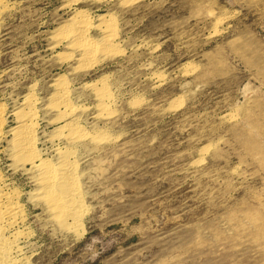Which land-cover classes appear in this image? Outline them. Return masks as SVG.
<instances>
[{
    "label": "rangeland",
    "instance_id": "374dc122",
    "mask_svg": "<svg viewBox=\"0 0 264 264\" xmlns=\"http://www.w3.org/2000/svg\"><path fill=\"white\" fill-rule=\"evenodd\" d=\"M128 2L0 1V189L23 208L7 233L23 232L17 257L264 264V0ZM79 11L87 56L67 31ZM29 107L39 159L14 149ZM67 149L85 204L75 227L51 211L37 167Z\"/></svg>",
    "mask_w": 264,
    "mask_h": 264
},
{
    "label": "bare ground",
    "instance_id": "6f19581e",
    "mask_svg": "<svg viewBox=\"0 0 264 264\" xmlns=\"http://www.w3.org/2000/svg\"><path fill=\"white\" fill-rule=\"evenodd\" d=\"M2 1V0H0ZM74 1V0H73ZM4 2V1H3ZM123 2V1H122ZM126 2V1H124ZM132 2V1H131ZM134 2V1H133ZM130 4V0L128 2ZM70 4V2H69ZM67 5V4H66ZM81 11V10H80ZM79 11V13H80ZM78 13V19L76 20L75 24L71 27L69 25V30L68 31V35L71 38V40H73L74 42H76V44H78V46L82 49V53L85 54H89V50L91 47V45L94 44L95 46V42L93 43L92 40L90 39V37L87 34V31H89L87 29L89 23H88V16L84 13L81 12L80 14ZM106 15V14H105ZM105 17V16H104ZM101 18V17H100ZM106 18V17H105ZM104 18V19H105ZM115 19V18H114ZM91 21V20H90ZM89 21V22H90ZM106 21V20H105ZM69 23V22H68ZM103 23V22H102ZM111 24H108V28L109 25L113 26L114 24L112 22H110ZM104 24V23H103ZM107 24V23H106ZM99 25V24H98ZM98 27H101L100 25ZM114 27V26H113ZM112 27V28H113ZM108 28H107V32H108ZM63 29V28H61ZM103 30V29H102ZM106 30V29H105ZM115 32V28L112 29ZM113 32V31H111ZM111 32H109L108 34H110ZM113 32V33H114ZM57 34H59L57 32ZM56 34V36H57ZM115 34V33H114ZM62 35L59 34L58 37ZM67 35V34H66ZM113 35V34H112ZM111 34L109 36H112ZM117 35V34H115ZM64 36V35H63ZM108 36V35H107ZM106 36V37H107ZM108 36V40L110 39L112 42V38ZM62 37V36H61ZM115 39V38H114ZM62 40V39H61ZM107 40V38H105V41ZM107 40V41H108ZM109 40V41H110ZM110 42V43H111ZM59 43V42H58ZM102 43V42H101ZM109 43V42H108ZM109 43V44H110ZM97 44V43H96ZM99 44V43H98ZM109 44L106 43H102L100 45H96L97 46H103V45H107L109 46ZM73 45V44H72ZM111 45V44H110ZM120 45V44H119ZM75 47V45H74ZM119 47V46H118ZM95 48V47H94ZM103 49V47H100ZM109 48V47H108ZM116 48V47H115ZM112 49V48H111ZM110 49V50H111ZM93 50V49H92ZM96 50V48H95ZM100 50V49H99ZM102 52V50H100ZM114 51V50H113ZM119 51V50H118ZM91 53V52H90ZM111 53V52H110ZM93 54V52H92ZM107 54V53H106ZM114 54V53H113ZM116 55V54H115ZM72 57V55H70ZM87 56V55H85ZM112 56V54H111ZM80 58V56H79ZM84 58V57H83ZM113 58V57H111ZM86 59V58H85ZM89 59V58H88ZM108 59V58H107ZM94 60V59H93ZM90 61V60H89ZM81 64V63H80ZM96 64V63H95ZM79 66V65H78ZM89 67V66H88ZM159 75V74H158ZM63 78V77H61ZM65 79V78H64ZM58 81V80H57ZM60 81V80H59ZM63 81V80H62ZM57 83V82H56ZM104 83V82H103ZM65 84V83H64ZM61 84V85H64ZM69 84V83H67ZM60 85V84H58ZM60 85V87H61ZM107 85V83H106ZM59 87V89H60ZM67 87V85H66ZM65 87V88H66ZM96 87V86H95ZM62 88V87H61ZM65 88L61 89L60 93H57L55 99H56V103H58V105H64L66 108L68 107V104L70 103L69 100H67V98H69L66 93ZM99 88V87H97ZM104 86H102L103 90ZM99 90V89H98ZM105 91V88H104ZM107 91V90H106ZM58 92V91H57ZM97 93V92H96ZM101 93V92H100ZM103 93V92H102ZM108 93V92H107ZM31 94V93H30ZM68 94V93H67ZM98 94V93H97ZM33 95V94H32ZM69 95V94H68ZM105 95V93H104ZM29 97V96H28ZM53 97V98H54ZM105 98V97H104ZM30 99V98H28ZM32 100V99H31ZM28 104H30L29 100ZM134 101V100H133ZM69 102V103H68ZM54 102H52L53 104ZM68 103V104H67ZM27 104V103H26ZM73 104V103H72ZM32 105V102H31ZM30 105V106H31ZM34 105V104H33ZM54 105V104H53ZM70 105V104H69ZM102 105V102H101ZM25 107V106H24ZM57 107V106H56ZM77 107V105H76ZM81 107V106H80ZM60 108V107H59ZM70 109H72V107H69ZM79 109V108H78ZM19 110V109H18ZM17 110V111H18ZM22 110V109H21ZM36 110V109H35ZM67 110V109H66ZM61 111V110H60ZM105 111V108H104ZM62 112V111H61ZM64 112V111H63ZM68 112V111H67ZM3 113V112H2ZM65 113V112H64ZM108 113V112H107ZM115 113V111H114ZM16 114V113H15ZM61 114V113H60ZM63 114V113H62ZM66 114V113H65ZM64 114V115H65ZM99 116V115H98ZM110 116V115H109ZM58 117V116H57ZM20 124L18 126V128L15 130L14 132V149L17 153L19 154H28V156H35L36 155V145H35V123H34V118H35V111L29 107V109L26 110L22 113H20ZM59 118H61L59 116ZM58 118V119H59ZM2 119V118H1ZM0 119V120H1ZM73 120V119H72ZM2 121V120H1ZM0 121V122H1ZM60 121V120H59ZM75 121V120H74ZM2 123V122H1ZM78 124V123H77ZM75 123H70L68 122V124H65V126H69L71 128V130H78L79 125H77ZM63 127V126H62ZM68 127V129H69ZM66 129V128H65ZM61 131V130H60ZM63 131V130H62ZM80 131V130H79ZM78 131V132H79ZM77 132V131H76ZM77 132V133H78ZM72 133V132H71ZM71 133L69 135H71ZM74 133V132H73ZM76 133V134H77ZM85 133V132H84ZM90 133V132H89ZM104 133V132H103ZM102 133V134H103ZM59 134V133H58ZM81 134V133H80ZM78 134V135H80ZM101 134V133H100ZM66 136V135H65ZM72 136V135H71ZM87 135H84V138ZM89 136V135H88ZM98 136V134L96 135ZM77 137V136H76ZM105 137V136H104ZM58 138V137H57ZM95 138V136H94ZM99 138V137H98ZM81 139V136L80 138ZM73 140V139H72ZM105 141V140H104ZM12 142V141H11ZM66 145V143H65ZM73 145V143H72ZM60 148V147H59ZM62 150V149H61ZM61 152V151H60ZM63 152V151H62ZM61 152V153H62ZM38 154V152H37ZM71 150H64V152L61 154L60 156V160L57 164L52 165L49 164L47 162V160H41V163H39L37 165V167L39 168L40 171V179H41V184L42 185V191L43 193L47 196V198L49 199V207L51 209V211L55 214V216L60 218V221L64 220L66 222H68V220L71 221V225L73 224V227H75V225L80 226V219H82L79 215V209L81 207H83L84 204V200H83V196L81 194L80 191V186L79 185V180H78V173H77V169H76V164H74V162L71 160V157H73L74 155H72ZM33 156V157H34ZM32 157V158H33ZM37 157V155H36ZM17 158V157H16ZM38 158V157H37ZM36 158V159H37ZM19 159V158H18ZM23 159V158H22ZM29 160V157L26 158ZM26 159L24 161H26ZM39 159V158H38ZM75 159V158H74ZM33 160V159H32ZM20 161V160H19ZM23 161V160H22ZM21 161V162H22ZM77 161V160H76ZM34 162V161H33ZM18 163V162H17ZM76 163V162H75ZM78 168V167H77ZM2 178V177H1ZM80 178V177H79ZM3 179V178H2ZM40 191V190H39ZM41 194V193H40ZM39 199H41V195L40 197H38ZM37 198V199H38ZM42 199H43V195H42ZM85 205V204H84ZM48 207V205H47ZM87 208V206H86ZM82 209V208H81ZM85 210V207L83 208ZM87 211V210H86ZM83 215V214H82ZM85 215V214H84ZM22 216H23V208L18 200V196L16 195V192L14 193L12 192H5L3 191V189H0V264H21L22 260L21 258H18L16 255V252L19 251L20 247H19V242H20V238L22 236V231H17L14 232V234L8 235L7 233L12 230L20 221H22ZM54 216V217H55ZM26 219V218H25ZM58 219V218H57ZM56 219V220H57ZM58 221V220H57ZM59 221V223H60ZM61 221V223H62ZM69 221V222H70ZM66 222H64L67 226H69ZM55 223V221H54ZM57 224V223H56ZM58 226V225H57ZM62 226V225H61ZM62 229V228H61ZM68 229V228H66ZM79 229V227H78ZM63 230V229H62ZM68 231V230H65ZM73 232V231H72ZM77 234V233H76ZM25 235V234H24ZM22 250V249H21ZM28 260V258H27Z\"/></svg>",
    "mask_w": 264,
    "mask_h": 264
}]
</instances>
